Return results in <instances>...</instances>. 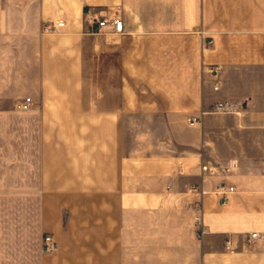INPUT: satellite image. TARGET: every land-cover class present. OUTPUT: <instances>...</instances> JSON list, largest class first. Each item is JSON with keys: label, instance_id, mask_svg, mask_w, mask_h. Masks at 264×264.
<instances>
[{"label": "crops", "instance_id": "0c3cea01", "mask_svg": "<svg viewBox=\"0 0 264 264\" xmlns=\"http://www.w3.org/2000/svg\"><path fill=\"white\" fill-rule=\"evenodd\" d=\"M209 124H264V0H0V264H264V149Z\"/></svg>", "mask_w": 264, "mask_h": 264}, {"label": "built area", "instance_id": "2783aa9c", "mask_svg": "<svg viewBox=\"0 0 264 264\" xmlns=\"http://www.w3.org/2000/svg\"><path fill=\"white\" fill-rule=\"evenodd\" d=\"M64 22L62 20H59L55 23L52 24H48L46 26L43 27V32L46 33H56L59 31V29L61 27L64 26ZM97 25H98V32H103L105 30H108L111 33H122L123 32V21L119 18V17H115V18H103L102 20H98L97 21ZM213 41L210 40L208 42V44H212ZM219 71V67H215L211 70V72L217 74V72ZM30 104H31V98H26L24 103H22L19 107L22 110H28L30 108ZM237 111V105L232 103V102H228V101H222V102H218L210 107H208L207 109H202L199 114H194L191 115L188 118V122L192 125L194 124H199L202 121V117L206 114H219V113H224V114H232L235 113ZM203 170H207V166H203ZM223 192L225 194V201L227 200V191L228 192H233L234 188L233 187H222ZM205 233L204 228L202 227L200 229L199 232V237H203ZM258 237V234H252L251 235V239H255ZM59 249V244L58 242L54 239V237L52 235H47L44 237L43 239V250L44 252H46L47 254H54L55 252H57Z\"/></svg>", "mask_w": 264, "mask_h": 264}, {"label": "rangeland", "instance_id": "374dc122", "mask_svg": "<svg viewBox=\"0 0 264 264\" xmlns=\"http://www.w3.org/2000/svg\"><path fill=\"white\" fill-rule=\"evenodd\" d=\"M208 126V138L211 141V147L214 149L219 147L222 152H231L237 148L245 151L255 149L256 155L263 153L264 124H209ZM130 228L136 229V226H129ZM148 243L150 244V241ZM128 244L130 249L137 242L131 239Z\"/></svg>", "mask_w": 264, "mask_h": 264}]
</instances>
